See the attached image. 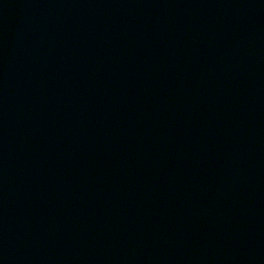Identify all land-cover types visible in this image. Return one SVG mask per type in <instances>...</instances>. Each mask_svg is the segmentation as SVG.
Here are the masks:
<instances>
[{"label":"water","instance_id":"95a60500","mask_svg":"<svg viewBox=\"0 0 264 264\" xmlns=\"http://www.w3.org/2000/svg\"><path fill=\"white\" fill-rule=\"evenodd\" d=\"M0 264H264V0H0Z\"/></svg>","mask_w":264,"mask_h":264}]
</instances>
